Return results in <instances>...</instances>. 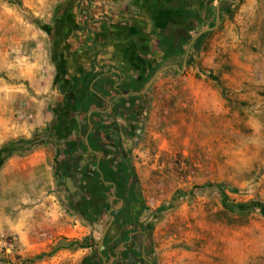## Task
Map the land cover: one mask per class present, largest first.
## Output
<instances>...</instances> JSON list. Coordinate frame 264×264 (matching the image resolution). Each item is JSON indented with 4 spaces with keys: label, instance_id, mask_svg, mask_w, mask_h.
Segmentation results:
<instances>
[{
    "label": "rangeland",
    "instance_id": "rangeland-1",
    "mask_svg": "<svg viewBox=\"0 0 264 264\" xmlns=\"http://www.w3.org/2000/svg\"><path fill=\"white\" fill-rule=\"evenodd\" d=\"M218 1L132 78L79 0H0V264H264V0Z\"/></svg>",
    "mask_w": 264,
    "mask_h": 264
},
{
    "label": "crops",
    "instance_id": "crops-1",
    "mask_svg": "<svg viewBox=\"0 0 264 264\" xmlns=\"http://www.w3.org/2000/svg\"><path fill=\"white\" fill-rule=\"evenodd\" d=\"M79 1V13L70 12L67 18L79 21L78 34L83 31L90 36L92 47L88 55L97 59L95 67L113 65L112 71L117 75L132 78L139 76L135 70L145 67L146 59L156 53L162 36L175 34L184 14L191 9L200 10L201 5V0ZM86 72L89 69L73 76Z\"/></svg>",
    "mask_w": 264,
    "mask_h": 264
},
{
    "label": "trees",
    "instance_id": "trees-1",
    "mask_svg": "<svg viewBox=\"0 0 264 264\" xmlns=\"http://www.w3.org/2000/svg\"><path fill=\"white\" fill-rule=\"evenodd\" d=\"M214 1V0H211ZM228 5H230V2L225 1L222 2L221 5V10L224 11L225 7H227ZM161 44L166 46L168 51L172 52L173 54L179 55L181 53L184 52V46H183V39L175 37V36H167V35H163L162 39H161ZM193 47L195 49L199 48L198 44H194ZM80 81H85V82H89L90 81V72H86L83 75H74L72 76L71 80H70V88L72 89V91L74 90L75 87H77V84ZM144 84V83H142ZM84 92V90H83ZM81 99L79 98H75L74 101L72 103H68L64 106V109L66 111H73V112H77L81 106ZM76 122V120H75ZM67 146L69 148H72L73 143H67ZM15 149H11V151L8 153V156H10L11 154H13ZM222 194H225L224 191H221ZM82 248L85 247L83 245H80Z\"/></svg>",
    "mask_w": 264,
    "mask_h": 264
},
{
    "label": "water",
    "instance_id": "water-1",
    "mask_svg": "<svg viewBox=\"0 0 264 264\" xmlns=\"http://www.w3.org/2000/svg\"><path fill=\"white\" fill-rule=\"evenodd\" d=\"M224 1H230V2H235L236 0H219L218 1V4H217V20H218V23L217 25L221 22V4L222 2ZM216 27V26H215ZM215 27H211V28H206V29H203L201 30L191 41L189 47H188V50H187V53H186V56H185V60H184V64H183V68H185L187 66V63H188V55H189V52H190V48L192 46V44L197 40L199 39L201 36H203L204 34H206L207 32H210L212 30L215 29ZM171 66H167L166 68H169ZM166 68H163L161 69L160 71H158L154 76L153 78L151 79L150 83L148 84L147 87H149L151 85V83L154 81V79ZM75 190V189H73ZM111 226V223L108 225V227L105 229L104 233L102 234V238H101V241H100V244H99V247H101L103 244H104V241H105V237H106V234L108 232V229L109 227Z\"/></svg>",
    "mask_w": 264,
    "mask_h": 264
},
{
    "label": "flooded vegetation",
    "instance_id": "flooded-vegetation-1",
    "mask_svg": "<svg viewBox=\"0 0 264 264\" xmlns=\"http://www.w3.org/2000/svg\"><path fill=\"white\" fill-rule=\"evenodd\" d=\"M87 147H90V146H87ZM91 149V148H90ZM93 151V150H92Z\"/></svg>",
    "mask_w": 264,
    "mask_h": 264
}]
</instances>
